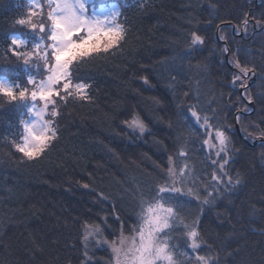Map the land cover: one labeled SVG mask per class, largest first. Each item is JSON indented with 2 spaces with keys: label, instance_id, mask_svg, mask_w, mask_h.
<instances>
[{
  "label": "trees",
  "instance_id": "trees-1",
  "mask_svg": "<svg viewBox=\"0 0 264 264\" xmlns=\"http://www.w3.org/2000/svg\"><path fill=\"white\" fill-rule=\"evenodd\" d=\"M113 4L127 19L128 38L112 54L82 66L94 103L64 110L60 139L42 159L23 162L9 146L21 109L0 98V264H110L106 247H93L87 259L86 225L103 227L112 240L120 232L117 216L133 223L128 217L136 185L156 177L158 165L166 168L167 156L184 138L196 179L210 180L213 169L187 114V106L197 103L210 104L218 122L229 126L233 151L227 171L234 181L239 174L241 183L221 187L202 214L195 201L185 203L182 214L200 215L204 240L220 264H264V142L249 144L262 140L264 131V103L258 99L264 97V30L249 23L238 36L245 12L264 16V0H105ZM26 7L27 0H0V64L11 22ZM192 30L205 37L195 50L187 46ZM237 58L256 68L247 93L255 109L239 115L242 136L236 113L251 108L240 84L232 83L237 73L228 62L234 67ZM133 113L145 120L147 134L133 135L123 126ZM175 242L185 251L182 240Z\"/></svg>",
  "mask_w": 264,
  "mask_h": 264
},
{
  "label": "snow or ice",
  "instance_id": "snow-or-ice-1",
  "mask_svg": "<svg viewBox=\"0 0 264 264\" xmlns=\"http://www.w3.org/2000/svg\"><path fill=\"white\" fill-rule=\"evenodd\" d=\"M121 17L119 5L106 6L105 0H27L26 10L12 20L4 49L5 63L0 64V98L6 105L21 109L17 131L7 140L21 161L42 159L55 147L66 108L94 103L91 78L82 74V66L123 46L130 28L127 19ZM241 23L244 31L249 23L264 30V16L256 18L245 12ZM188 35L190 50L204 45L205 37L197 30ZM220 39L226 37L221 35ZM228 51L225 46L223 52ZM233 65L237 74L232 83L240 84L246 94L243 98L252 104L254 98L247 94V81L250 74L256 75V68L242 65L239 58ZM142 79L148 84L147 77ZM258 99L264 103V97ZM244 111L251 109L246 106ZM187 114L194 121L201 148L213 169L210 180L201 183L196 179L197 168L187 148L188 139L184 138L176 152L167 156L166 168L158 165L156 177L136 185L132 215L128 217L133 223L117 216L120 232L112 240L104 236L105 229L99 225H86L85 239L110 249V264H220L219 255H213V246L204 240L200 215L189 218L182 213L185 203L195 201L202 214L203 207L215 202L221 187L241 183L239 174L234 181L227 171L233 151L230 128L218 122L210 104L206 108L190 104ZM236 120L239 122V115ZM122 124L133 135L143 136L149 131L138 113ZM261 138L264 140V131ZM99 195L101 200L108 199L103 193ZM186 197L191 199L186 201ZM177 231L180 236L175 235ZM177 240L183 241L185 251H180Z\"/></svg>",
  "mask_w": 264,
  "mask_h": 264
},
{
  "label": "water",
  "instance_id": "water-1",
  "mask_svg": "<svg viewBox=\"0 0 264 264\" xmlns=\"http://www.w3.org/2000/svg\"><path fill=\"white\" fill-rule=\"evenodd\" d=\"M244 35V32H242L241 34H239V36L240 37H242ZM217 37H218V39L221 41V39H220V37H219V30H217ZM222 43H224V44H226V42L225 41H221ZM228 57H229V54H228V52L226 53V60L228 61ZM228 64H229V66H230V68L233 70V72L235 73V72H237V69L235 68V67H233L229 62H228ZM251 75V74H250ZM256 79V75L255 76H252V81L253 80H255ZM251 84V81H249V83L247 84V87L249 86ZM239 91H240V93L243 95V90L241 89V87L239 88ZM248 103V102H247ZM250 107H251V111L250 112H245V111H240V112H237L236 113V115L238 116V115H240V114H250L253 110H254V108H255V106H254V104L252 103V104H248ZM236 129H237V132H238V134L240 135V136H242L241 135V131H240V127H239V123L238 122H236ZM260 142H264V140H258V141H255L253 144L252 143H249V144H251V145H257L258 143H260Z\"/></svg>",
  "mask_w": 264,
  "mask_h": 264
},
{
  "label": "rangeland",
  "instance_id": "rangeland-1",
  "mask_svg": "<svg viewBox=\"0 0 264 264\" xmlns=\"http://www.w3.org/2000/svg\"><path fill=\"white\" fill-rule=\"evenodd\" d=\"M110 7V6H109ZM257 30V29H256ZM260 30V29H259ZM246 33V31H245ZM101 227V226H100ZM103 229V227H101ZM85 237L87 236V229H86V232H85ZM98 239V238H97ZM93 247H105V246H102V245H98V244H95L93 242V240L91 238L89 239H85L84 240V252L87 253L86 257L88 259V255L90 253V251H92ZM110 250V249H109Z\"/></svg>",
  "mask_w": 264,
  "mask_h": 264
},
{
  "label": "flooded vegetation",
  "instance_id": "flooded-vegetation-1",
  "mask_svg": "<svg viewBox=\"0 0 264 264\" xmlns=\"http://www.w3.org/2000/svg\"><path fill=\"white\" fill-rule=\"evenodd\" d=\"M262 0H255L256 4H261Z\"/></svg>",
  "mask_w": 264,
  "mask_h": 264
},
{
  "label": "bare ground",
  "instance_id": "bare-ground-1",
  "mask_svg": "<svg viewBox=\"0 0 264 264\" xmlns=\"http://www.w3.org/2000/svg\"><path fill=\"white\" fill-rule=\"evenodd\" d=\"M218 30H219V28H218ZM249 83V82H248ZM251 85V84H250ZM242 95V94H241ZM243 97H244V93H243V95H242ZM244 100L247 102V100L244 98ZM255 109V108H254ZM241 111H243V110H241ZM254 111V110H253ZM240 112V111H239ZM248 112H250V111H248Z\"/></svg>",
  "mask_w": 264,
  "mask_h": 264
}]
</instances>
